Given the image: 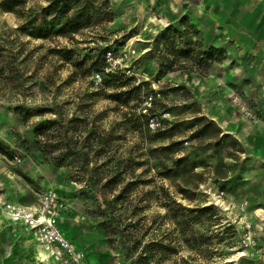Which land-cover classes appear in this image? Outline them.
<instances>
[{"label": "rangeland", "instance_id": "obj_1", "mask_svg": "<svg viewBox=\"0 0 264 264\" xmlns=\"http://www.w3.org/2000/svg\"><path fill=\"white\" fill-rule=\"evenodd\" d=\"M109 1L105 11L111 13L110 20L97 15L88 27L66 37H31L20 30L21 18L0 9V199L36 205L45 189H54L64 203L61 227L92 264H232L228 260L238 248L241 224L247 221L245 217H253L257 207L252 201L261 199L257 194L264 190L251 186L247 148L208 115L225 114L226 106L253 122L261 120L259 114L264 113V107L258 104L254 108L259 100L249 101L239 93L232 70L231 38L215 25L206 28L209 19L216 20L215 11L221 1ZM35 4L45 5L42 0H27L24 8L17 11L25 13ZM36 17L41 19L38 13ZM180 23L193 25L205 45L223 48L225 59L206 65L202 73L175 70L159 74V62L150 53L151 46L167 26L180 28ZM58 50L72 53L64 57ZM98 52L107 66L103 71L88 72ZM108 52L111 59H107ZM107 73L132 77L137 83L146 81L157 97H162L156 113L158 124L149 129L164 137H155L153 144L179 141V155L189 159L186 168L163 176L160 170L148 167L146 143L136 138L134 115L145 114L150 98L143 97L140 104H116L109 99L114 89L102 86ZM92 115L98 117L102 128L121 136L119 151L124 156L142 161L141 166H133L134 175L150 181L130 192L133 206L127 217H119L113 235H143L137 250L128 251L126 244H109L98 225L102 218L87 213L95 203L80 195L81 185L69 176L71 168L53 166L33 144V127L47 117L66 124L74 118L87 117L80 126L86 134L96 126ZM197 116L214 122L221 130L217 141L198 144L191 138L194 128L188 124ZM14 155L20 162L13 159ZM145 191L149 199L143 196ZM220 191L224 192L222 205L214 200ZM0 217H5L1 210ZM150 241L168 247L157 250L152 257L144 254L147 263L135 262Z\"/></svg>", "mask_w": 264, "mask_h": 264}, {"label": "trees", "instance_id": "obj_2", "mask_svg": "<svg viewBox=\"0 0 264 264\" xmlns=\"http://www.w3.org/2000/svg\"><path fill=\"white\" fill-rule=\"evenodd\" d=\"M26 1L0 0V9L12 12L21 18L20 30L34 38L72 35L88 27L97 15L106 16V20L111 19V13L105 11L110 7L109 0H42L45 3L44 6L35 4L25 13L17 11V9L24 8ZM36 13L40 14V20L37 19ZM179 26L180 28L167 26L151 46L150 53L159 62V74L175 70L202 73L206 65L219 63L225 59V50L221 47L205 45L203 38L193 25L180 23ZM57 52H61L64 57L72 53L71 50H58ZM101 54L98 52L97 56L91 59L88 72L103 71L106 68L104 56ZM106 78L102 81V86L114 89L109 99L116 104L127 106L131 101L140 104L143 97L150 98L147 113L134 115L138 130L136 138L146 143L144 154L148 157L146 161L148 167L160 170L163 176L175 174L181 167L186 168L189 159L187 155H179L182 152L179 141L153 144L155 137H164V135H157L158 131L154 133L150 131L147 117L149 114H156L160 111L162 97H157L158 93L151 89L146 81L137 83L132 77H122L114 73H107ZM41 111L43 110H39V116H42ZM27 116L28 113L23 116V120H26ZM92 117L96 126L86 131V134L80 126L84 125L87 117L74 118L68 124L47 117L33 127V144L37 145L36 150L44 159L52 162L53 166L65 165L71 168L69 176L71 180L81 185L80 195L94 201L95 205L90 206L87 213L102 218L98 225L105 232L109 244L113 246L126 244L124 247L128 251L137 250L141 245L143 235L131 234L117 238L113 235L118 228L119 217H127L130 206H133L130 192L135 190L137 185L146 186L150 181L141 179L139 174L134 175L133 166H141L143 163L134 161L130 155L124 156V153L119 151L121 136L112 135L110 129L107 131L98 124L99 119L96 115ZM174 126L178 128L179 124ZM188 127L194 128L191 138H194L198 144L205 141H217L221 134V130L214 122L203 116L193 117ZM115 142H117L116 145ZM91 165L94 167H90ZM180 192L184 193L186 190L180 189ZM148 193L145 191L142 194L145 197L148 196L147 199H149ZM163 197L167 200L165 191ZM142 200L145 199L142 198ZM135 207L131 208L135 209ZM142 208L143 206L138 207V210ZM134 212L135 210H132L131 214ZM145 246V250L142 249L135 262L147 263L148 257L144 254L149 253L152 257L157 250L168 247L159 241H150ZM127 255L130 256V253Z\"/></svg>", "mask_w": 264, "mask_h": 264}, {"label": "crops", "instance_id": "obj_3", "mask_svg": "<svg viewBox=\"0 0 264 264\" xmlns=\"http://www.w3.org/2000/svg\"><path fill=\"white\" fill-rule=\"evenodd\" d=\"M216 1H221L215 11L216 20L209 19L206 28L215 25L231 38L232 70L239 93L249 101L259 100L253 105L254 108L258 104L264 107V0ZM224 110L225 114L217 112L208 116L233 133L247 148L251 186L255 187L254 190H264V113L259 112L261 120L250 122L236 114L234 108L225 106ZM257 195L261 199L252 201L257 207L253 217H245V220L252 222L254 239L260 252L255 257L239 260V264H264V192ZM62 230L66 233L65 229ZM38 249L41 248L29 234L6 217H0V264H52L47 257L46 261L40 260Z\"/></svg>", "mask_w": 264, "mask_h": 264}, {"label": "built area", "instance_id": "obj_4", "mask_svg": "<svg viewBox=\"0 0 264 264\" xmlns=\"http://www.w3.org/2000/svg\"><path fill=\"white\" fill-rule=\"evenodd\" d=\"M107 59H111L110 52L107 53ZM149 106L150 101L144 107L145 114ZM148 116V127L155 128L158 124V115L153 113ZM13 159L20 162V158L16 155ZM223 197L224 192L220 191L214 196V200L217 204L221 201L220 205H222ZM63 207L62 199L52 188L45 189L41 193L36 205L22 204L12 199H0V210L3 215L9 222L18 225L29 234L52 264H91L85 252L61 230L60 214ZM259 252L252 223L244 221L238 234V248L228 261L238 264L240 259L255 257Z\"/></svg>", "mask_w": 264, "mask_h": 264}, {"label": "bare ground", "instance_id": "obj_5", "mask_svg": "<svg viewBox=\"0 0 264 264\" xmlns=\"http://www.w3.org/2000/svg\"><path fill=\"white\" fill-rule=\"evenodd\" d=\"M38 254H39V258L41 261L45 260L46 259V256L44 255V253L42 252L41 249H38ZM235 258V257H234ZM46 261V260H45Z\"/></svg>", "mask_w": 264, "mask_h": 264}]
</instances>
